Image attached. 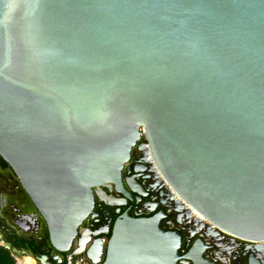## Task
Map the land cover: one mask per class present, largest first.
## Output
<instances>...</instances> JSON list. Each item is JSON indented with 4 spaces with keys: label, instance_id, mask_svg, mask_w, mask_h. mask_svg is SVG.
I'll use <instances>...</instances> for the list:
<instances>
[{
    "label": "water",
    "instance_id": "obj_1",
    "mask_svg": "<svg viewBox=\"0 0 264 264\" xmlns=\"http://www.w3.org/2000/svg\"><path fill=\"white\" fill-rule=\"evenodd\" d=\"M143 136L194 215L264 243V0H0V157L59 251ZM162 218L118 219L105 264H217Z\"/></svg>",
    "mask_w": 264,
    "mask_h": 264
},
{
    "label": "flooded vegetation",
    "instance_id": "obj_2",
    "mask_svg": "<svg viewBox=\"0 0 264 264\" xmlns=\"http://www.w3.org/2000/svg\"><path fill=\"white\" fill-rule=\"evenodd\" d=\"M145 136L134 148L123 171L127 194L110 184L95 190L97 205L81 226L71 248L59 251L48 225L12 168L0 157V244L19 264H105L114 225L129 213L132 218L163 215L161 226L182 238L184 257L198 242L205 256L217 264H264V243L229 236L194 215L159 176ZM181 260L179 264H186Z\"/></svg>",
    "mask_w": 264,
    "mask_h": 264
},
{
    "label": "trees",
    "instance_id": "obj_3",
    "mask_svg": "<svg viewBox=\"0 0 264 264\" xmlns=\"http://www.w3.org/2000/svg\"><path fill=\"white\" fill-rule=\"evenodd\" d=\"M0 264H16L9 250L0 246Z\"/></svg>",
    "mask_w": 264,
    "mask_h": 264
},
{
    "label": "rangeland",
    "instance_id": "obj_4",
    "mask_svg": "<svg viewBox=\"0 0 264 264\" xmlns=\"http://www.w3.org/2000/svg\"><path fill=\"white\" fill-rule=\"evenodd\" d=\"M0 246H1V244H0ZM2 247V246H1ZM16 264H19V262L18 261H16Z\"/></svg>",
    "mask_w": 264,
    "mask_h": 264
}]
</instances>
